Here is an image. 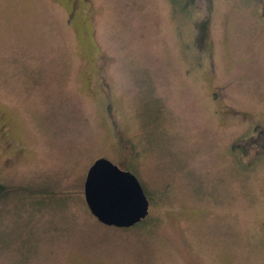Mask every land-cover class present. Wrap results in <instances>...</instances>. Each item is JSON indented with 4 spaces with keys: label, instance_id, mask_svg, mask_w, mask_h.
<instances>
[{
    "label": "rangeland",
    "instance_id": "obj_1",
    "mask_svg": "<svg viewBox=\"0 0 264 264\" xmlns=\"http://www.w3.org/2000/svg\"><path fill=\"white\" fill-rule=\"evenodd\" d=\"M263 144L253 0H0V264H264ZM100 157L143 220L91 212Z\"/></svg>",
    "mask_w": 264,
    "mask_h": 264
},
{
    "label": "water",
    "instance_id": "obj_2",
    "mask_svg": "<svg viewBox=\"0 0 264 264\" xmlns=\"http://www.w3.org/2000/svg\"><path fill=\"white\" fill-rule=\"evenodd\" d=\"M83 187L87 206L105 224L130 226L148 213L149 201L136 176L104 157L88 168Z\"/></svg>",
    "mask_w": 264,
    "mask_h": 264
},
{
    "label": "trees",
    "instance_id": "obj_3",
    "mask_svg": "<svg viewBox=\"0 0 264 264\" xmlns=\"http://www.w3.org/2000/svg\"><path fill=\"white\" fill-rule=\"evenodd\" d=\"M197 0H188V4L192 5L195 4ZM255 5L258 7V9L260 10L261 16L264 18V0H253ZM254 142V141H253ZM238 143L241 142H236L235 145L233 146V149H239L243 151V153H248V149L250 148L249 145L246 146V144L242 147V145H239ZM258 146V143H253V148H256ZM264 147V144H263ZM7 191L6 186H4L1 182H0V198L5 194V192Z\"/></svg>",
    "mask_w": 264,
    "mask_h": 264
},
{
    "label": "flooded vegetation",
    "instance_id": "obj_4",
    "mask_svg": "<svg viewBox=\"0 0 264 264\" xmlns=\"http://www.w3.org/2000/svg\"><path fill=\"white\" fill-rule=\"evenodd\" d=\"M128 169H130V168L128 167ZM126 170H127V169H126ZM130 170H131V169H130ZM128 171H129V170H128ZM131 173H132V172H131ZM144 218H145V217H144ZM144 218H143V219H144ZM143 219H141V220H143ZM141 220H140V221H141ZM135 224H136V223H135Z\"/></svg>",
    "mask_w": 264,
    "mask_h": 264
}]
</instances>
